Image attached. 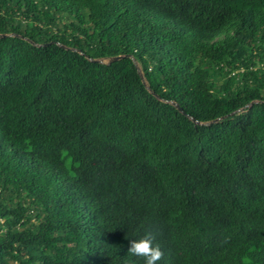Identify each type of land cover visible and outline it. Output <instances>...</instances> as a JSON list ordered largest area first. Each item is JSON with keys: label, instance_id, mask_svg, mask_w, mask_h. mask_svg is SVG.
Instances as JSON below:
<instances>
[{"label": "trees", "instance_id": "obj_1", "mask_svg": "<svg viewBox=\"0 0 264 264\" xmlns=\"http://www.w3.org/2000/svg\"><path fill=\"white\" fill-rule=\"evenodd\" d=\"M147 232L264 264V0H0V264H144Z\"/></svg>", "mask_w": 264, "mask_h": 264}, {"label": "clouds", "instance_id": "obj_2", "mask_svg": "<svg viewBox=\"0 0 264 264\" xmlns=\"http://www.w3.org/2000/svg\"><path fill=\"white\" fill-rule=\"evenodd\" d=\"M127 253L143 258L144 264H157L163 255L159 246L154 244V235L151 232L138 239H131Z\"/></svg>", "mask_w": 264, "mask_h": 264}, {"label": "water", "instance_id": "obj_3", "mask_svg": "<svg viewBox=\"0 0 264 264\" xmlns=\"http://www.w3.org/2000/svg\"><path fill=\"white\" fill-rule=\"evenodd\" d=\"M119 58H121V57H120V56H117V57L110 58V59L108 60V62L113 61V60H116V59H119ZM130 58H131L132 62L134 63V65L136 66V68H137V72H138L139 76L142 78L141 71H140V69L138 68V66H137V64H136V62H135V60H134L132 57H130ZM98 62H100V61H98ZM143 83H144V81H143ZM144 84H145V83H144ZM146 87H147V86H146ZM147 88H148V87H147ZM172 104H173V105H174L179 111H182L181 108H179L175 103L172 102Z\"/></svg>", "mask_w": 264, "mask_h": 264}]
</instances>
